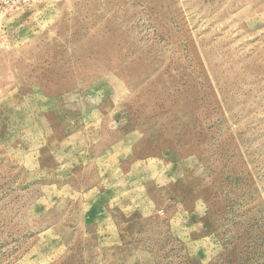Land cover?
Here are the masks:
<instances>
[{
    "label": "rangeland",
    "instance_id": "374dc122",
    "mask_svg": "<svg viewBox=\"0 0 264 264\" xmlns=\"http://www.w3.org/2000/svg\"><path fill=\"white\" fill-rule=\"evenodd\" d=\"M0 264H264V0H0Z\"/></svg>",
    "mask_w": 264,
    "mask_h": 264
}]
</instances>
